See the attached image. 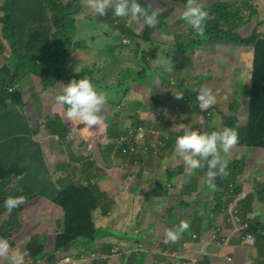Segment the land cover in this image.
<instances>
[{"label": "crops", "instance_id": "1", "mask_svg": "<svg viewBox=\"0 0 264 264\" xmlns=\"http://www.w3.org/2000/svg\"><path fill=\"white\" fill-rule=\"evenodd\" d=\"M216 1L218 0H201L202 4H210ZM144 3L147 7L151 6L152 8H156L157 5L161 6L158 10L159 22L154 26H148L149 28H159L151 33L153 38H150L156 40L155 42L160 40L164 44L165 41L173 38L174 35L178 36L177 33H172L168 30L172 23L178 22L182 24L179 28L180 32L191 29L180 18V12L186 0H144ZM49 9V0H10L8 2V14H10L16 24L17 32H19L14 39L16 49L21 50L24 47L25 42L33 31L48 32L49 27L46 16ZM16 18H19V21ZM21 18L22 21L20 23ZM123 21L127 28L135 29L134 26L136 27L137 25L142 27L139 21H135L130 17H125ZM73 26L76 32L72 37V45L68 46L69 43H67V49L71 51V55L64 59V64L61 65L63 70L71 69L76 72V68H79L87 60H99L98 57L105 59L107 55L101 50L106 47L112 50L117 44V39L112 34L113 29L99 28L85 17H75ZM1 28L0 24V98H4L2 104L0 103V124H4L0 135V163L5 172H8L11 163H14L15 166L11 167L10 170L15 169L18 163L24 168L30 165L29 173L18 178L13 177V183L7 190L33 188L35 190L43 189L48 191V194L47 192L30 196L23 194L26 203L18 213L20 223L11 231L13 246L10 252L18 248L21 249L22 243L28 244L33 236L39 235L40 241L44 246V253H51L54 251V240L50 245H48L47 240L49 237L52 239V236L55 239V236L61 231L60 227L64 215L62 209L53 203V197L59 191V186L54 178L55 168H57L59 162L66 166L65 160L67 157L78 158L81 165L70 169V175L76 181H82L85 176L94 178L97 180L98 185L108 192L104 181L98 177V173L100 169H106V164L111 162L117 155L113 157L111 152L105 149L108 140L105 138V146L98 154H95V163L92 162L91 165L84 164L82 167V163L85 161L84 152L77 146V139L73 136L74 139L67 140L66 143H63V141L59 142L58 138L53 135L45 136L40 140L37 139L34 130L45 123L49 114H56L60 117L64 113L66 106L58 104L55 101V96L60 92L61 84L67 83L70 79L59 71L62 81H58L55 85L48 88H43L39 77L31 73H24V76L12 82L13 90L7 92L10 75L16 69V55L10 42L2 38ZM140 33L142 32L138 31V34ZM113 40H116V42L113 43ZM76 42L82 44L80 49H76L73 46ZM92 45H97L100 48ZM51 53L52 49L46 50V55L50 57L51 61L57 60ZM62 53H64L62 49H55V54L59 55ZM113 57L121 59V51L117 49L113 53ZM158 58L161 59L162 56L159 55ZM185 58V62L181 65V73H185L186 69H188L190 88L182 90L183 95L177 98L174 110H171L165 103L163 107L165 112L172 111L174 116H179L178 118L191 122L196 129L203 115L193 110H196V101L191 104V101H186V96L192 98V88L207 87L212 93L218 94L220 99L217 102L230 101L225 99L223 95H228V90L233 91L231 86L232 74H235L236 81L244 83L243 104H245L247 101L245 96L247 92L246 86L250 85L252 79L250 75L253 65L252 50L239 48L233 51H220L217 53L212 51V45L207 44L205 48L195 46L190 54L185 55ZM93 84L96 87V83L93 82ZM170 86L173 90H177L174 85ZM96 88L100 90V88ZM197 109L199 110V108ZM162 119L160 122H162ZM111 120L113 122L117 120L115 114H113V119L111 118ZM137 121L141 120L129 116L125 118L124 122L120 120L118 125L123 127ZM143 123L149 125V127L151 126L146 120ZM90 139L94 141L95 137L91 135ZM156 141V139L151 140V142H155L154 145H156ZM163 153H165L167 160L161 166L165 169L167 165H171L173 162L178 167L182 166L183 169L192 171V168L190 170V167L184 162L180 163V159L176 156L180 154L175 150L165 149ZM228 154L227 160L229 161L234 160V158L230 157V154H234V156L241 154V156L249 160V163L247 165L244 164L243 173L238 177L239 184L243 187V192L236 196L237 199H232L228 192L226 194L222 191L226 195L222 198L223 206L225 207L221 213L216 210V206H219L218 201L215 203L216 193L214 194L210 190L209 183L206 182L207 178L202 169L196 176L202 181L201 186L199 183L197 192L195 191L191 197L178 199L171 196V193L176 190L170 184H174L173 187L178 188L185 183V176H177L173 180L166 179L164 172L153 169L152 166L139 159L138 164L131 165L128 168L125 167L127 173L133 172L134 180L128 186L116 188L113 194L108 192L110 195V210L108 214L113 213V229L108 224V218L103 217L105 223L102 220L98 221V226H104V229L99 233V241H96L95 245H91L88 241L82 239L68 253L95 252V257H93V253H84L80 256L77 254L78 264H152V262H160L164 259L162 253L165 252V249L160 245L165 238L166 231L169 229L175 230L181 220H186L189 223V227L183 232L200 230L201 234L207 235L218 230L225 241L220 245L210 239L191 241L189 248L183 247V257L196 258L200 261L208 260L210 264H249L247 262L249 255L258 254V251L253 246V243L242 239V235L239 233V225L231 222L229 206L233 201H242L247 216L264 223V200L257 197L249 200V195L254 193L255 185L264 184V150L255 149L254 152H251V148L241 145L237 152L229 150ZM127 173L123 174V176L126 177ZM0 174H3L2 169H0ZM177 183L182 184L179 185ZM157 184L158 186H156ZM162 186L171 189L170 191L162 189V192L158 195H149L151 190H159ZM53 191L54 194L52 195ZM124 194L127 196H124ZM7 196V193L2 195L0 191V201ZM144 196L150 197L144 200ZM123 199L126 204L124 206L120 203V200ZM163 203L167 204L165 210L162 206ZM137 204L142 207V212L137 217V220H134V214L138 212L137 208L139 207L134 209ZM6 216L5 213H0V218ZM114 216L118 220H115ZM135 221L137 222L134 224L135 227L130 229ZM24 227L28 228L29 231L18 237V233H22ZM103 243L108 245L103 246ZM46 245L48 248H46ZM115 245L132 249L137 246L140 253L126 255L121 258H117V256L106 257L109 254V250ZM60 254L61 256H59ZM60 254H57L53 260L58 257L61 258L64 253ZM48 259L44 257V259L38 260V264L50 262L47 261ZM50 264L66 263L52 262Z\"/></svg>", "mask_w": 264, "mask_h": 264}, {"label": "trees", "instance_id": "2", "mask_svg": "<svg viewBox=\"0 0 264 264\" xmlns=\"http://www.w3.org/2000/svg\"><path fill=\"white\" fill-rule=\"evenodd\" d=\"M9 1L10 0H0V23L2 25L1 35L3 39L10 42L16 57H18L15 66V72L13 71L12 76H10L9 83H12L24 76V73H31L39 77L43 88H48L55 85L58 81H61L62 77L59 75V65L64 64V59L59 64L57 63L59 59L51 61L50 57L46 55V50L52 49L51 55L56 58L58 55L55 54V49H62L67 56L71 55V51L67 49V43H69L68 46L72 45V34L75 32L73 24L75 17L77 16L87 18L99 28L114 29L115 32L113 33V37L116 39H118L121 34H129L133 37V39L134 37H137L145 44L156 43V40L151 39L153 38L151 33H153L154 30L156 31L158 29L157 27L149 28L146 26L142 33L135 35L123 25V20L125 17L113 16L111 9L107 10L104 16H98L93 14L92 10L89 8L88 0H49L50 9L46 16L49 27L48 32L44 33L40 30L33 31L25 42L24 47L21 50H18L15 47L14 39L15 36L19 34V32H17V26L13 20H11L10 14H8L7 11V4ZM140 2L142 6L148 8L144 3V0H140ZM203 6L207 8L211 15L206 21L204 33L197 37L201 38L205 35H213L214 46L220 45L222 48H250V50H253V67L250 74L252 76L251 83L250 85L246 86V95L249 100L245 108L246 114L242 120L239 116V112L243 111L244 108L237 109L233 107V105H229V101L217 102L220 97L217 93H213L215 97L213 105L217 107L212 105L209 108V111L203 114L196 129L198 131L200 129H206L203 127V119L207 117L208 121H206V124H210V128L207 129L208 131L213 129L219 130L225 126H229L237 130L238 142L230 150L237 152L241 145L251 149L254 148L264 150V29L259 28L261 25L260 19L253 21L250 15L249 17L246 16L248 11L254 7H256L260 12L259 8H264V0H239L223 3L214 2L211 4H205ZM249 25H253L251 30L252 33L245 38V36L242 34V31ZM191 33L192 29H189L183 31L182 33L178 32L177 34L179 37H185L191 35ZM175 39L176 36L174 35L173 38L164 42L166 45H175L174 47H176L178 50L173 51V54H183V56L180 58V61L178 60L179 63L174 65L173 70L169 71L167 65L163 69H152V72H146L144 75L141 73H134L129 69L120 72L118 75H122L124 77H133L128 74H135L138 76L139 80L135 78L134 81L136 83H140L142 77L145 78L146 76H152L159 79L161 73H164V76L167 74L168 78L170 77V85H174L177 90H184L185 88L183 84L178 86L180 83L175 80L176 75L173 74L177 73L179 75L181 74L182 77L185 76V73H181V65L186 60L184 56L190 54L192 47H187V44L183 45V40L177 44ZM218 40L219 42H217ZM73 46L76 47V49H80L82 44L76 42V44H73ZM118 48L120 49L121 53L126 50V48H123L122 45H118L113 47V53H115ZM152 50L153 51L145 53L142 57L137 59V61L141 62L143 59L165 61L170 59L173 60V58H165L163 56L161 59L158 58L159 54H164L162 51L165 50L164 47H154ZM154 50H159V52L157 53ZM138 51L139 50H137V54ZM64 53L59 55H63ZM174 62L177 61L174 59ZM93 63L96 64V62ZM144 70L146 71V67H144ZM63 73L68 79L87 77L92 83H96V87L101 88V86H99L98 83L93 79L96 78V80H98L100 78V76L96 75L95 70L91 71L87 68H84L80 70V72H74L71 69H64ZM187 85L188 86L186 88H190V84L187 83ZM194 89L195 88H192L191 90L193 95L191 101L195 100ZM125 94H127V90H124V95ZM223 97L230 100L228 95H223ZM2 100L4 101L3 97L2 99L0 98L1 104L3 102ZM118 103L119 102H116V105ZM228 109H233V113H229L226 116ZM105 111L107 112L106 109H100V114L104 115ZM196 111H198L197 108ZM218 117L221 119V121L224 119L223 123H221V121H215ZM3 127L4 124H0V135L2 134ZM79 127L83 129L86 127V125L82 124ZM95 128L100 130V136L94 141H91V135L82 134L79 130L70 131L63 125V122L60 120L58 115L49 114L45 120V123L41 127L36 128L34 133L36 134L38 140L48 135L56 136L58 141H63V143H66L67 140L70 141L74 138L77 139V146H79V148L84 152L85 163L89 165L91 164L89 162L92 161L91 159L87 158L90 157L96 160L95 154H98L105 146V143L102 142L103 140L105 141V135L108 134L110 138H115L119 135L118 133H120L119 127L117 129L115 126L113 127V125L107 126L104 119L103 122L100 125H96ZM160 143L164 150L170 149L169 147H171L169 143L166 144L163 141H160ZM128 148L130 149V146H128ZM106 149L112 150L113 154L117 155L120 162L126 163L124 164V168L135 162V156L142 157L141 150L138 148V146L136 151H127V153L123 152V147H117L115 144L110 145V147H107ZM142 160L145 161L144 158ZM238 161H231V163L227 165L228 174L226 176L218 175L215 178L214 183L217 191H219L216 192V201L219 202V206H216L218 213H221L222 209L225 207L223 206L222 198L227 194V192L232 197V199H237L236 196L243 192V187L239 184L238 177L243 173L244 163L238 164ZM13 166H15V164L11 163L10 168ZM29 166L30 165H28L27 168H24L18 163L15 169L10 170L9 168L8 172H5L0 163V169H2L3 172V174H0V191L2 195L6 193L8 196L23 195L24 193L29 195L28 188L25 190L16 188L11 189L10 191L7 190V188L13 183V177L18 178L29 173ZM178 169L183 170V167L179 166L171 170L169 178L173 177L177 173ZM61 171L64 172L61 174ZM54 178L59 186V191L55 197H53V202L63 209L64 217L60 227L61 231L58 233L55 239L54 251L48 259L50 261H52L57 254L69 252L72 248L76 247L82 238L83 240L95 245V242L99 241L100 231L104 229V226H98V221L102 220V222L105 223V221H103V217L108 218V224H110L111 228L113 229V213L108 214L110 210V195L107 191L102 189L99 185L89 184L85 186L82 183L75 181L74 178L70 176L68 169H66L64 166L55 168ZM85 179L90 183L92 178L86 177ZM185 187L184 195H188V193L192 192V181L188 182ZM162 189H167L170 191L171 188L162 186L159 190H151L149 195H158L162 192ZM222 191H224L226 194ZM124 196L127 195L124 194ZM249 196V200L254 197L264 200V184L255 185L254 193ZM149 197L150 196H144L143 199L146 200ZM25 203L26 202L23 201L11 212H9L3 207V201L0 202V213H5L8 219L0 225V237L7 238L9 240L10 247L13 246L11 231L14 229V227H16V225L20 223L13 220V216L19 213ZM120 203L123 206L126 205L124 199L120 200ZM138 206L139 204H137L134 209H136ZM240 206L243 218L247 220V214L242 201H240ZM137 209V213L142 211L141 206H139ZM14 211L17 212L13 214ZM137 213H135L134 216ZM114 219L118 220L116 216H114ZM249 223V232L252 233L256 238V243H254L253 246L257 249L258 254L249 255L247 262L249 264H264V223H261L258 220H252ZM107 245V243H103V246ZM160 246L163 247L165 251L180 255V251L173 250L164 243H162ZM26 249L29 259H27L26 264H38V260L44 253V246L40 241V236H33L32 240L27 244ZM78 256L80 255L78 254ZM185 261L187 264H200L199 262H195L190 259H186ZM201 262L203 264H210L208 260Z\"/></svg>", "mask_w": 264, "mask_h": 264}, {"label": "rangeland", "instance_id": "3", "mask_svg": "<svg viewBox=\"0 0 264 264\" xmlns=\"http://www.w3.org/2000/svg\"><path fill=\"white\" fill-rule=\"evenodd\" d=\"M170 1H177V0H170ZM217 3H223L221 0H218ZM148 8L150 9H155V10H159L161 8L160 5H157L156 8H152L151 6H149ZM260 12L258 11V9L256 7L252 8L250 11H248V13L246 14L247 17H249V15L252 17L253 21H257L258 19H260L261 21V25L259 26V28L264 29V8H259ZM250 17V18H251ZM17 21H19V18H16ZM12 20V18H11ZM22 21V18L20 20V23ZM135 21H139V20H135ZM139 23L141 24V22L139 21ZM1 24V23H0ZM185 24H187L185 22ZM142 25V24H141ZM2 26V25H1ZM126 27V25H124ZM182 26V24L175 22L172 23L169 27V32L172 33H182L179 31V28ZM127 28V27H126ZM135 29L129 27L127 29L130 30L131 33L138 35V31L143 32L145 30V25H142V27H138V25L135 27ZM253 28V25H249L247 27H245L242 31L243 36H248L251 33V30ZM159 29V28H158ZM2 32V31H1ZM76 32V31H75ZM75 32L72 34V36L75 35ZM115 32V30L113 29L112 34ZM119 33V32H118ZM2 36V35H1ZM201 38H198L197 36H193L192 34L189 36H183V37H176V43L178 44L181 40H183V45L187 44V47H192V49L196 46L198 48L202 47L205 48L206 45H213V35H205ZM222 41V40H221ZM116 42V40H113V43ZM118 45H122L123 48H126V50H124L121 54H122V58L121 59H116L113 57V49L109 50L107 47L103 48L101 51L107 55L105 59H102L101 57H98L99 60H87L86 62H84L83 64H81V66L79 68H76V72H80V69L83 68L84 66L87 67H91V64H93V62H96V68H94V70L96 71V75L100 76V78L98 80H96V78H93L99 86H101L100 90H102L106 96H107V100L105 103H109L110 106L108 105H104L105 108L107 110L108 113V117L106 118V122L107 126H109L110 124H113V127L115 126L117 129L119 127L118 122L121 121H125L126 117L129 116H133V117H140L141 113H146L149 116V124L151 125L152 129H150L149 134L151 135V137H160L162 139V141L166 144L169 143V145L171 147H169L171 150H174V140L175 137L179 134H181L182 132V126H187L189 128H195L194 124H192L189 121H186L183 118H178L179 116H174V113L171 112H165V110L163 109L164 104L166 103L171 110H174L176 108V102H177V98L175 97L174 93L177 90H173L170 86V77L168 78V75L166 74L164 76V73H161V76L159 77V79L156 77H152V76H146L145 78H141L140 83H136L134 80L135 78L138 79V76H136L135 74H128L130 76L133 77H124V76H119L118 74L124 70H131L134 73H141V74H145L146 72L150 73L152 72V69H158V68H165L168 65V70H173L174 65H176V63H179L180 58L182 57L183 54H173V51L178 50L176 47H174L175 45H171V44H163L160 40H158L155 44H145L144 42H142L139 38L134 37L133 39V43H131L128 46L123 45L122 43H120L119 41H117L116 46ZM161 45V46H159ZM163 45V46H162ZM94 47H98L97 45H92ZM154 47H164L165 50H162L164 54H159L160 56H163L165 58L170 57L173 58L170 60H147V59H143L141 62L137 61V59H139L140 57H142L145 53L153 51L152 48ZM174 47V48H173ZM214 47V46H212ZM100 48V47H98ZM118 50H120L118 48ZM137 50L138 54H137ZM216 52H220V51H225V49H222V47L219 45L217 47V49H215ZM155 52H159V50H154ZM68 56L66 54L63 55H58L57 59L58 60V64L65 58H67ZM175 61L177 62H174ZM179 60V61H178ZM144 67H146V71L144 70ZM92 68V67H91ZM59 69L60 71L63 73V67L61 65H59ZM89 69V68H87ZM188 72V71H187ZM173 75H176L175 80H177L180 84H183L184 88L186 89V87L188 86L187 83L190 84V82H187L186 77H182V75L174 73ZM232 77V81H231V86L233 88L232 90H228L227 94L230 97V101H229V105H233V107L235 108H240L243 109L244 108V104H243V95H244V83H241L239 81L235 80V74L231 75ZM155 78V79H154ZM139 80V79H138ZM124 90H127V94L124 95ZM116 102H119L116 105ZM211 107V106H210ZM209 107V108H210ZM195 108L197 107V104H195ZM208 108V109H209ZM233 109H228L226 116L229 113H233L232 112ZM163 114V119L162 116L160 114ZM202 115L203 112L201 111ZM214 113V112H213ZM111 114V115H109ZM113 114L116 115L117 120L113 122V120H111V118L113 119ZM239 116L242 118L245 116L246 114V109H244L243 111L239 112ZM223 116V115H220ZM184 117V116H183ZM60 120L63 122V125L68 128L70 131H80V133L82 134H89L92 135L93 137H95V139H97L100 136V130L98 128H95V126H86L83 129H81L79 126L82 125L83 123L78 121V120H69L64 116V113L62 114V116L59 117ZM162 119V122H159ZM203 122V127L206 129H200L199 131H208L207 129L210 128V124H206V121H208V118L205 117ZM216 122L221 121V119L218 117L216 120ZM224 119H222L221 123H223ZM118 125V126H117ZM212 125V122H211ZM178 127V130H177ZM107 130V129H106ZM92 131V132H91ZM119 134V133H118ZM147 137V140H149V137ZM61 142V141H60ZM104 142V140L102 141ZM106 142V141H105ZM104 142V143H105ZM155 142H151V143H146L143 144L141 146V153L142 156L145 160V162L147 164H149L150 166L153 167V169L155 170H161L162 172H164V175L166 176V179H168L169 175H170V171L175 168L178 167L176 165L172 164L171 165H167L166 169L161 166L163 165L166 160L167 157L165 155V153H163L164 148L161 147V145L159 143H157L156 145H154ZM110 145H113V141L112 140H107L106 142V147H110ZM107 150V149H106ZM162 150V151H161ZM254 148L251 149V152H254ZM108 152H111V154L113 155V157H115L116 155L113 154L112 150H107ZM230 153V152H229ZM221 157L227 161V165H229L231 163V161L227 160L228 158V152L227 153H220ZM179 159H180V163H183V159L181 158L180 155H176ZM231 158H234V160L232 161H238V164H245L247 165L249 163V160H247V158H244L243 156L238 155V156H234V154H230ZM243 159V160H242ZM124 164H126L125 162L122 163L119 161L118 157H115L114 159L111 160V162H108L106 164V169H100L99 173H98V177L101 178L104 181V184L108 190L109 193L113 194L115 189L118 188V183L115 180V177L117 175L118 169H125L124 168ZM65 165L62 162H59V164L57 165V168L60 166H64L66 169L68 168V170L74 168V167H79L81 165V162L78 158H72V157H67L65 160ZM134 165L130 164L129 166ZM129 166H127L126 168H128ZM170 168V169H168ZM204 173L206 172V165L204 168H201ZM201 169H192V173L194 176V179L192 181V192L189 193L188 195H184V188H186V183H184L183 185H181L182 183H177L181 186H179L178 188L173 187L174 184H170V186L176 190L175 192L171 193V196L173 198H178V199H182V198H188L190 197V195L192 193H194L197 188L199 187V183L200 186L202 185V181L200 178H195V176H198L199 172L201 171ZM191 170V168H190ZM64 171H61V174ZM187 175H189L188 177L191 176L190 173H187ZM123 176V174H120L121 178ZM217 176L212 178V184L214 186H210L209 184V188L210 190H212V192L215 194L217 191V188L215 186V178ZM188 179V178H187ZM200 180V181H199ZM139 183H140V178H139ZM158 186V184L156 185ZM55 191V189H54ZM54 191L52 193V195L54 194ZM48 194L47 190H35V189H31L28 188V193L29 196L30 195H34L37 193H46ZM197 192V191H196ZM231 192V190H230ZM4 200V197L1 199L0 202H2ZM164 210L167 207V204L163 203L162 204ZM62 209V208H61ZM63 210V209H62ZM17 211H14L13 214H15ZM142 212V211H141ZM141 212L137 213L134 216V220H137V217L141 214ZM19 214L14 215L13 216V220H15L16 222H19L18 219ZM8 220L7 216L4 218H0V225L5 221ZM135 223H137L136 221L131 225V228L135 227ZM29 231L28 228L24 227L23 228V232L22 233H18V237H20L21 235H23L25 232ZM56 239V236H55ZM55 239L54 236H52V239L49 237L47 240L48 245H50V243L54 240V245H55ZM26 244L22 243L20 248L21 249H25ZM46 248H48V246L46 245ZM113 251V248H111L109 250V254H111ZM53 252V251H52ZM51 253H43L39 259L42 260L44 259V257L49 258L51 255ZM102 254V253H100ZM162 255H164V259L160 262H152V264H186L185 260L180 257L177 256L175 257L173 254L165 251L162 253ZM50 261V260H47ZM26 263V258H25V262ZM0 264H7V261L4 258H0Z\"/></svg>", "mask_w": 264, "mask_h": 264}, {"label": "clouds", "instance_id": "4", "mask_svg": "<svg viewBox=\"0 0 264 264\" xmlns=\"http://www.w3.org/2000/svg\"><path fill=\"white\" fill-rule=\"evenodd\" d=\"M234 1H239V0H234ZM222 2H230V1H222ZM203 5L205 4H202L201 0H186V3L183 9L180 12V18L190 26V28L192 29L191 34L193 36H200L204 33L205 27H206V21L210 18V15H211L210 12L207 10V8H205ZM88 6L92 10L93 14L98 15V16H104L107 10L111 9L113 16L130 17L134 20H139L141 24L145 26H154L159 22L158 21V15H159L158 11L155 9L145 8L144 6H142L140 0H88ZM123 25H126L124 21H123ZM248 36H245V38ZM124 37L130 39L131 41L130 44L133 43V37L129 34H121L120 37L117 39V41H119L125 46L130 45V44L123 43ZM217 42H219V40ZM212 46H214V41H213ZM218 46L219 45L212 47V51L216 52L215 49H217ZM242 48L250 50V48H246V47H242ZM222 49H225V51L227 52L236 50L233 47H227V48L223 47ZM17 59L18 57H16V63H17ZM16 63H15V66H16ZM95 65L96 64L93 63L91 64L92 68L91 67H87V68H89V70L91 71H94V68H96ZM84 68H86V66H84L80 70ZM186 70L188 71V69ZM187 71L185 72L184 77H186L187 82H189V78H188L189 71L188 72ZM12 74L10 76H12ZM12 85L13 83L8 84L7 86L8 92L13 90L14 86ZM61 85H62L61 90L55 96V101L58 104L66 106L64 108V116L67 119L78 120L89 127L100 125L103 122V119L105 120V123L107 122L106 118L108 117L107 116L108 113L105 111L104 115L100 114V109L102 110L103 108H105V106L103 105L110 106V104L105 103L107 100V96L102 90L97 89L87 77L70 79L67 83H64ZM180 85L181 84H178V86ZM194 91H195V100L191 101L192 98H190V96H186V101L187 102L191 101V104H194V102L196 101L197 107L199 108L197 112L199 113H201L200 111L202 112L209 111L208 108L213 105L214 100H215V97L212 91L207 87H197L194 89ZM174 95L176 98H180L183 95V91L178 90L174 93ZM245 96L247 98V101L244 104V109L246 108L248 100H249L247 95ZM193 110L196 111L195 109ZM150 115H147L146 113H141V116L139 118L136 116V118L138 120L140 119L141 121H137V122L128 124L123 127L119 126L120 133L117 137L110 138V136L107 134L105 135V138L112 140L115 146L120 147L117 145V141L120 139L121 136H124L125 138L124 145L129 146L130 144L136 142L134 136L137 134V129L142 128L145 131V140L140 142L139 145L137 144L140 150L143 144L151 143L152 139H156L157 140L156 144L159 143L161 145L160 141H162V139L160 137H154V138L151 137V135L149 134V131L150 129H152V127L151 126L149 127V125L143 123L144 120L150 122L149 120ZM160 115L163 116V114H160ZM110 125H113V124H110ZM131 132L133 133V135H131ZM146 136L149 137V140H147ZM237 142H238V132L235 128H232L229 126H225L219 130L213 129L207 132H201L195 128H189L187 126H182L181 134L175 137L174 150L180 154L184 163L192 169H201V168H204L206 165V172H205V176L207 178L206 182L209 183L210 186H214L212 184L213 177L218 176V175L226 176L228 174L227 161L221 157L220 153H227L235 144H237ZM135 157H136V160L134 162V165L139 163V159H143V156L142 157L135 156ZM87 159H91V161L94 163L96 161L94 158H90V157ZM92 162H89V163L92 164ZM84 164H86L85 161L82 163V167L84 166ZM68 172L70 174V170H68ZM121 173L126 174L127 171L125 169H120V168L118 169L117 175L115 177V180L118 183V187L128 186L134 180L133 172L127 173L126 177L122 176L121 178H119ZM187 173H190L191 176L188 177L189 175H187ZM181 175L185 176L184 181L186 185L188 184V182L193 181L194 179L192 171H188L186 169H183V170L178 169L177 173L171 178L168 177V179L173 180L175 177L181 176ZM86 177L87 176H85L82 181H77V182H80L85 186L89 184L98 185V182L96 179L92 178L91 182L89 183L88 180L85 179ZM195 178L197 177L195 176ZM192 195L193 193L190 195V197ZM24 199L25 197L22 194L15 195V196L9 195L3 200V207L7 211L11 212L14 208H16L19 204H21L24 201ZM215 203H216V200H215ZM240 207L241 206H240L239 201L231 202L229 206V215H230V220H231L233 211L237 209L242 219L249 224V228L245 231H242L241 225L238 224L240 227L239 233L242 235V239L244 240L243 236L246 233H250L249 232L250 230L249 222H251L253 219L251 217H248L247 215H246L247 220L243 218V214L240 210ZM231 222L233 223L232 220ZM188 227H189L188 221L181 220L179 222L178 227L175 230L169 229L166 231L165 238L162 243H164L166 246H168L169 248L173 250L180 251V255H177L176 253H171L175 257L180 256L184 260L190 259L195 262H199L200 264H203L200 260L196 258L183 257V253H184L183 247L189 248L191 241H198V240L205 241V239H210L212 242H215L212 240V234L217 232L218 230L210 232L207 235L201 234L200 230L183 232L184 230L188 229ZM218 234H219V231H218ZM219 236H220V240H223L220 234ZM222 242L223 241H221V243ZM247 242H251L254 245V243H256L255 236H254V242L253 241H247ZM89 244L94 245L92 243H89ZM112 248H113L112 253L108 254L106 257L117 256V258H121L126 255L140 253V250L137 249V246L132 249L130 247L121 248L120 245H115ZM10 249L11 247H10L9 240L7 238L0 237V258H4L7 261V264H24L25 258L27 262L28 252H27L26 247L25 249L18 248V249L12 250L11 252H10ZM63 253L64 254L62 255L61 258L60 257L55 258L54 260L46 264H50L52 262L65 263L62 261L64 257L70 256L76 259L77 254H79V253L71 254L68 252H63ZM84 253H90V254L93 253L92 254L93 257H95L96 255L94 251H82V253L79 255H82ZM59 256H61V254Z\"/></svg>", "mask_w": 264, "mask_h": 264}, {"label": "built area", "instance_id": "5", "mask_svg": "<svg viewBox=\"0 0 264 264\" xmlns=\"http://www.w3.org/2000/svg\"><path fill=\"white\" fill-rule=\"evenodd\" d=\"M130 42L131 41L129 38H126V37L123 38L124 44H130ZM131 135H133L132 132H131ZM134 137H135L136 142L129 145L130 149L128 148V146L124 145V142H125L124 136H121L120 139L117 141V145L120 147H123L124 153H127V151H131V152L136 151L137 144H139L140 142L145 140V131L142 128L137 129V134ZM231 220L235 224L236 223L240 224L242 231H245L249 228V224L242 219V217L240 216V213L237 209H235L233 211V214L231 216ZM243 238H244V240L254 242V236L250 233H246L243 236ZM212 240L218 244H221V241H224V240H220V236L218 234V231L212 234ZM62 261L65 263H68V264H78V261L76 259L70 257V256L64 257Z\"/></svg>", "mask_w": 264, "mask_h": 264}, {"label": "water", "instance_id": "6", "mask_svg": "<svg viewBox=\"0 0 264 264\" xmlns=\"http://www.w3.org/2000/svg\"><path fill=\"white\" fill-rule=\"evenodd\" d=\"M206 112L204 111L203 114H205Z\"/></svg>", "mask_w": 264, "mask_h": 264}]
</instances>
